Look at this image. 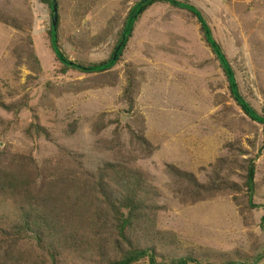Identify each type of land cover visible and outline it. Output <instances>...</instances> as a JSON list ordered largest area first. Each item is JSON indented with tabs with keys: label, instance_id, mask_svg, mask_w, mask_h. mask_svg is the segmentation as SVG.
Segmentation results:
<instances>
[{
	"label": "rangeland",
	"instance_id": "374dc122",
	"mask_svg": "<svg viewBox=\"0 0 264 264\" xmlns=\"http://www.w3.org/2000/svg\"><path fill=\"white\" fill-rule=\"evenodd\" d=\"M56 1L59 46L71 62L91 65L110 57L139 0ZM177 1L200 12L239 95L264 117V0ZM51 20L44 0H0V102L9 107L0 109V241L27 214L51 217L61 227L47 239L56 264H98L84 174L111 164L156 190L157 256L264 264V131L232 100L196 18L155 4L119 63L91 75L61 73ZM250 160L253 209L244 187ZM73 233L83 239L74 248ZM6 252L0 264H53L35 243Z\"/></svg>",
	"mask_w": 264,
	"mask_h": 264
},
{
	"label": "trees",
	"instance_id": "16d2710c",
	"mask_svg": "<svg viewBox=\"0 0 264 264\" xmlns=\"http://www.w3.org/2000/svg\"><path fill=\"white\" fill-rule=\"evenodd\" d=\"M50 10V16L53 18L52 6L57 5L56 0H44ZM155 4L169 5L173 8L186 11L196 18L197 23L204 35V39L211 49V52L220 64L224 72L228 89L232 100L241 109L243 114L251 121L262 125L264 131V117H259L257 113L242 99L239 95L238 87L235 82L234 74L229 67V63L219 46L214 41L211 32L200 14L193 6L179 2L177 0H139L129 11L125 19L121 35L117 44L114 46L110 57L101 63L86 65L71 62L64 55L61 46L58 43V27L60 18L57 16L56 25L53 29L52 20L48 37L50 48L61 66V73L75 71L79 74L91 75L101 74L110 71L120 61L121 55L130 38L134 24L140 16ZM130 23V29L127 31V25ZM208 32V35H206ZM54 33V36H53ZM122 36H125V43L120 49L118 56L113 60V56ZM0 109L9 110V107L0 102ZM74 132L73 127H69L67 134ZM264 148V145H263ZM121 169L115 170V166L106 164L99 168L94 174H84L90 181L89 198L90 203L86 206L85 216L87 220L92 221L95 228L94 248L99 257L98 264H137L143 260L147 264H213L203 262L191 256H157V240L163 235L157 229L158 205L153 203L152 199L157 198L156 190L148 191L144 182L138 174H128ZM182 175V174H179ZM255 167L252 160L248 161L245 175V192L248 207L253 209L255 206L252 199L255 191L254 183ZM188 176V175H186ZM188 177H192L191 175ZM191 179V178H190ZM195 180V179H194ZM197 190H202L197 182H193ZM204 190V189H203ZM264 226V216L261 220ZM58 222L55 218L46 219L41 216L25 215L21 221L15 224L9 233H6L8 240L0 241V251L5 256L6 250H11L18 241H27L35 243L42 251L49 252L52 263L56 264L54 257L55 250L53 244H47V239L53 237L58 229ZM71 247L74 248L79 240H83L77 233L71 234ZM76 251V250H75ZM221 264H240L235 261H224Z\"/></svg>",
	"mask_w": 264,
	"mask_h": 264
},
{
	"label": "water",
	"instance_id": "95a60500",
	"mask_svg": "<svg viewBox=\"0 0 264 264\" xmlns=\"http://www.w3.org/2000/svg\"><path fill=\"white\" fill-rule=\"evenodd\" d=\"M52 13H53L52 27L54 29L55 25H56V20H57V6H56V4H54L52 6ZM129 29H130V23H128L126 30L128 31ZM206 35H208V32H206ZM53 36H54V33H53ZM124 43H125V36H122L121 41H120V43L118 44V46H117V48L115 50V53H114V56H113V60L118 56V54L120 52V49L122 48Z\"/></svg>",
	"mask_w": 264,
	"mask_h": 264
}]
</instances>
